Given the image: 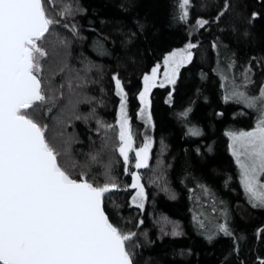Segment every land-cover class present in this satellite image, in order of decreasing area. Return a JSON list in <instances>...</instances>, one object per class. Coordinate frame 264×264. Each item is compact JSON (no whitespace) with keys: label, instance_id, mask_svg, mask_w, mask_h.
I'll return each instance as SVG.
<instances>
[{"label":"trees","instance_id":"1","mask_svg":"<svg viewBox=\"0 0 264 264\" xmlns=\"http://www.w3.org/2000/svg\"><path fill=\"white\" fill-rule=\"evenodd\" d=\"M54 3L49 14L59 23L40 42L48 53L41 77L54 101L40 105L36 118L48 125V138L61 153L58 159L75 178L86 173L103 184L110 172L119 187L105 194V210L114 226L135 233L127 242L133 263L257 264L264 258V232L257 235L264 229V208L249 202L226 133L252 128L258 114L242 103L224 101L218 70L235 61L228 74L239 80L251 62L250 89L264 83V0H191L187 20L180 19L179 0ZM225 3L228 9L217 20ZM66 9L70 14L61 15ZM199 19L208 24L198 27ZM189 42L198 47L180 69L175 88L151 90L156 147L142 171L147 198L141 209L130 203V166L117 150L114 124L120 99L113 78L122 80L136 114L143 77ZM136 120L134 138L142 130ZM193 128L200 135L190 134ZM167 221L172 227L164 226ZM220 224L232 235L220 232Z\"/></svg>","mask_w":264,"mask_h":264},{"label":"snow or ice","instance_id":"2","mask_svg":"<svg viewBox=\"0 0 264 264\" xmlns=\"http://www.w3.org/2000/svg\"><path fill=\"white\" fill-rule=\"evenodd\" d=\"M190 5L191 0H179L180 19L187 20ZM49 6L55 7L54 0H0V264H133L127 242L135 233L122 232L104 210L105 194L119 187L110 172L105 173L103 184L92 181L86 173L75 178L58 159L61 153L48 138V125L36 118L40 105L54 101L41 77V60L48 53L40 42L50 27L59 23L49 14ZM227 9L225 3L217 20ZM68 14L70 9L61 13ZM206 24L205 19L196 21L200 28ZM196 47L189 42L167 55L164 81L159 84L160 65L143 77L140 115L149 124L151 90L164 87L165 82L174 85L179 69L192 61V49ZM212 47H217L215 42ZM234 67L235 61H230L218 70L225 89L223 99L242 103L258 115L251 130L229 131L226 135L249 202L264 208V83L257 93H251V62L239 80L228 74ZM113 79L120 97L117 150L125 165L129 163V152L135 151V168H147L152 141L148 138L142 147L134 149L127 93L121 81ZM189 111L182 115L187 116ZM189 132L200 135L195 128ZM131 175V187L137 190L132 202L143 209L144 185L140 175ZM199 187L204 195L209 194L204 185ZM194 219L204 227L199 216ZM219 231L232 235L225 224L219 225ZM261 232L264 229H258L257 235ZM257 264H264V258H258Z\"/></svg>","mask_w":264,"mask_h":264},{"label":"rangeland","instance_id":"3","mask_svg":"<svg viewBox=\"0 0 264 264\" xmlns=\"http://www.w3.org/2000/svg\"><path fill=\"white\" fill-rule=\"evenodd\" d=\"M188 44V43H187ZM185 46H183L182 48H184ZM182 48H179V49H182ZM179 49H176V50H179ZM192 51H193V49H192ZM170 54V53H169ZM168 54V55H169ZM43 59V58H42ZM41 62H42V60H41ZM157 65H160V67H159V69H158V72H157V84H159L161 81H164V73H165V71H166V68L164 67V60H162L160 63H157L154 67H156ZM41 66H42V64H41ZM182 68V67H181ZM180 68V69H181ZM153 69V68H152ZM180 69H179V72H180ZM152 71V70H151ZM151 71H149L146 75H150L151 74ZM116 77H118V76H116ZM178 77H179V73H178V75H177V78H176V83L173 85V84H168L167 82H165V85H168V86H170V89L171 90H173L174 88H175V85H177V81H178ZM119 78V77H118ZM119 80L120 81H122L120 78H119ZM124 87V86H123ZM124 90H125V92L127 93V113H129L128 114V118H132V120H131V122H132V124H133V132H134V135H135V129H134V124H135V121H134V117L136 116V124H137V122L139 123H141L142 124V130H141V133L139 134V135H137L136 136V138H135V142H136V146L137 147H141V146H143V144L145 143V141H146V139H148V138H150L151 139V141H152V146H151V148H153V150L155 149V147H156V141H155V139H154V137H153V121L151 120V123L149 124L147 121H146V119L145 118H142L141 117V115H140V110H141V108H142V104H141V101H140V99H139V93L143 90V86H142V89L140 90V92L138 93V95H137V99H138V101H139V108L135 111L136 112V114H134V112L131 110V108H130V96H129V93H128V91L124 88ZM250 91H251V93H253V94H255V93H257V91H258V89H257V87L255 86V85H253L252 86V88L250 89ZM151 94V93H150ZM149 100H150V96H149ZM119 113H120V108H118V115H119ZM151 113V112H150ZM257 113V112H256ZM258 114V113H257ZM152 117V116H151ZM256 122V121H255ZM114 125H116L117 127H118V135H119V126L115 123ZM255 126V125H254ZM253 126V127H254ZM252 127V128H253ZM252 128H248V129H233V131H241V130H245V131H247V130H251ZM229 131H231V130H229ZM228 131V132H229ZM230 143H231V141H230ZM230 143H229V145H230ZM231 150V149H230ZM160 152H161V150H160ZM134 156V155H133ZM133 162L131 163V165H130V162L128 163V168H129V166H130V169H129V173L130 172H132V171H134L135 170V162H136V158L135 157H133ZM131 166H132V168H131ZM143 171V170H142ZM140 172V176H141V178H142V184L144 185V189H145V194H146V198H147V192H146V186H145V182H144V179H145V177H147V175H146V173H144V172ZM128 188H129V186H128ZM136 191L137 190H135L133 193H132V196H131V201H130V203L132 204V205H135V204H133V202H132V198H133V196H135L136 195ZM145 204H146V199H145V201H144V206H145ZM164 226H166V227H168V228H170V227H172V222H166V224H164Z\"/></svg>","mask_w":264,"mask_h":264},{"label":"water","instance_id":"4","mask_svg":"<svg viewBox=\"0 0 264 264\" xmlns=\"http://www.w3.org/2000/svg\"><path fill=\"white\" fill-rule=\"evenodd\" d=\"M116 78H118V77H116ZM118 79H119V78H118ZM114 83H115V80H114ZM121 84H122V86H123L122 81H121ZM118 98L120 99L119 96H118ZM118 108H120V100H119ZM131 134H132V136H133L132 129H131ZM133 141H134V143H133V147H134V149H139L140 147H137V148L135 147V138H134V136H133ZM141 147H142V146H141ZM131 152H132V151L129 152V155H130ZM134 154H135V151H134ZM135 158H136V157H135ZM152 159H153V148H151L150 151H149L148 167L150 166ZM148 167H147V168H148ZM145 169H146V168H141V169H136V168H135L134 171L130 172L131 182H130L129 189H131L132 191H135V190H136V189H133V188L131 187V184H132V175H131V174H132V173H137L138 175H140V172H141L142 170H145ZM140 177H141V176H140ZM141 182H142V178H141ZM103 206H104V210H105L104 200H103ZM105 213H106V215L108 216L106 210H105ZM108 217H109V216H108ZM109 220H110V218H109ZM110 222H111V221H110ZM111 223H112V222H111ZM133 264H134V263H133Z\"/></svg>","mask_w":264,"mask_h":264},{"label":"flooded vegetation","instance_id":"5","mask_svg":"<svg viewBox=\"0 0 264 264\" xmlns=\"http://www.w3.org/2000/svg\"><path fill=\"white\" fill-rule=\"evenodd\" d=\"M128 114H129V113H128ZM128 120H129L130 129H132V133H133V124H132V122H131L132 118H128ZM118 121H119V115H118V117H117V123H116V124L119 126ZM135 147L137 148V146H136V142H135ZM153 151H154V150H153ZM130 155H134V157H135L134 151H132V152L130 153ZM130 155H129V158H130Z\"/></svg>","mask_w":264,"mask_h":264}]
</instances>
